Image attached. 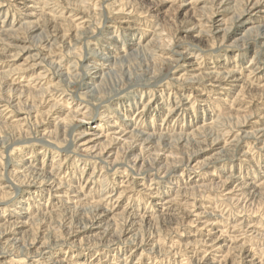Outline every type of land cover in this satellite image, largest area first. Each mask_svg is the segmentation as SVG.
Masks as SVG:
<instances>
[{"label":"rangeland","instance_id":"1","mask_svg":"<svg viewBox=\"0 0 264 264\" xmlns=\"http://www.w3.org/2000/svg\"><path fill=\"white\" fill-rule=\"evenodd\" d=\"M259 1L0 0V264H264Z\"/></svg>","mask_w":264,"mask_h":264},{"label":"bare ground","instance_id":"2","mask_svg":"<svg viewBox=\"0 0 264 264\" xmlns=\"http://www.w3.org/2000/svg\"><path fill=\"white\" fill-rule=\"evenodd\" d=\"M257 1H259V0H257ZM260 2V1H259ZM263 3V2H262ZM255 4H257V3H255ZM259 4V3H258ZM256 6V5H255ZM262 14L264 13V10H262V12H261ZM200 32H202V31H200ZM100 60L101 61H103V63H100L98 66H99V68H100V70L98 69V68H94L93 70L94 71H96V69H98L99 70V72H102L103 70H105V66H109L112 62H114V60H113V57H111V56H106V55H101V57H100ZM97 64V63H96ZM231 73V72H230ZM92 74H95L96 76H91V78H92V80H97L98 78H100L99 76V74H98V72H96V73H92ZM102 77H103V75H102ZM103 79V78H102ZM92 80H90V81H92ZM97 88V87H96ZM96 88L94 89V87H87L86 89L88 90V92H86V93H95L96 92ZM100 89V88H99ZM97 93H99V91L97 92ZM0 112H3V110L2 111H0ZM213 127H216V126H213ZM113 128H115L116 129V126H113ZM111 136H113V137H117V138H122V137H125V136H127V135H130V136H133V137H145L146 138V140H148L149 142H151L150 140H152V139H154V138H159L160 139V137L161 136H159V135H156V134H154V133H147V132H145L144 130L143 131H139V130H137V128H135L134 127V125L132 124V123H129L128 121L127 122H125V120L123 121V122H121V124H120V126L119 127H117V130H113L111 133ZM162 135V134H161ZM226 135V134H225ZM110 136V137H111ZM163 136V135H162ZM83 146H86V145H83ZM85 149V148H84ZM19 168L21 169L20 171L21 172H25L27 169H28V167H25V166H19ZM16 171V170H15ZM232 179V176H228V180H231ZM233 179H236V178H233ZM44 180V179H43ZM42 180V182H41V180H40V185L41 186H43V185H45V181H43ZM44 182V183H43ZM48 184V183H47ZM46 184V185H47ZM215 244H217V242L215 243ZM219 246V245H218ZM222 247L221 246H219L216 250H220ZM213 252H216V251H213ZM210 254L211 253H208V255L206 256V259L205 260H207V259H209V257H210ZM203 261V260H202ZM250 262H253V261H250ZM58 263V262H57ZM57 263H50V264H57ZM213 263V262H212ZM213 264H215V263H213ZM217 264V263H216Z\"/></svg>","mask_w":264,"mask_h":264}]
</instances>
